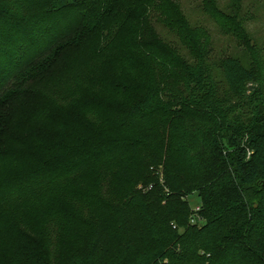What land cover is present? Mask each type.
<instances>
[{
	"label": "trees",
	"instance_id": "trees-1",
	"mask_svg": "<svg viewBox=\"0 0 264 264\" xmlns=\"http://www.w3.org/2000/svg\"><path fill=\"white\" fill-rule=\"evenodd\" d=\"M155 16L197 36L171 0H0V264H264V71Z\"/></svg>",
	"mask_w": 264,
	"mask_h": 264
},
{
	"label": "rangeland",
	"instance_id": "rangeland-1",
	"mask_svg": "<svg viewBox=\"0 0 264 264\" xmlns=\"http://www.w3.org/2000/svg\"><path fill=\"white\" fill-rule=\"evenodd\" d=\"M134 1V0H131ZM171 2L180 5L184 14L190 22V26L194 29L196 27V37L193 38L191 44H184L181 37H178L174 30H170L165 26V21L162 17L155 16L154 19L158 20L155 23V28L152 30L144 29L140 32V36L150 38L153 40L154 36H158L160 40H164L171 46L175 47L180 55L189 57L192 51L191 45H201L204 50H210L211 57L217 60H223L228 57H237L247 65L251 66L255 71H264V0H171ZM212 8L210 9L209 4ZM219 10L226 19L220 20L213 18L214 12ZM194 31V30H193ZM138 33L132 30L129 33H123L117 45H130L128 39ZM201 41H199V39ZM258 50L260 51L259 56ZM93 61H90L91 65ZM259 86L255 84L252 91L247 89L243 91L245 113L248 120L254 117V110L258 102L257 91ZM253 93V95H251ZM255 96V97H254ZM33 103H38L34 100ZM35 108V107H33ZM27 141V139H26ZM25 141V142H26ZM38 138L33 137L29 139L31 150L35 149L38 145ZM51 152V148H48ZM20 156H22L20 154ZM8 163L0 161V170L6 167ZM164 172L163 167L157 169V173ZM141 184L138 185L140 189ZM146 189V188H144ZM66 191V189L64 190ZM66 194V193H65ZM69 197V195H66ZM165 204V202H164ZM190 204L193 208L200 204V198L197 194L190 197ZM37 207L31 205L29 213L30 219L39 216Z\"/></svg>",
	"mask_w": 264,
	"mask_h": 264
},
{
	"label": "built area",
	"instance_id": "built-area-1",
	"mask_svg": "<svg viewBox=\"0 0 264 264\" xmlns=\"http://www.w3.org/2000/svg\"><path fill=\"white\" fill-rule=\"evenodd\" d=\"M200 205H197L195 208H194V210L197 212V211H199L200 210ZM192 223H196V218L194 217V218H192ZM205 223V220H201V225L202 224H204Z\"/></svg>",
	"mask_w": 264,
	"mask_h": 264
},
{
	"label": "water",
	"instance_id": "water-1",
	"mask_svg": "<svg viewBox=\"0 0 264 264\" xmlns=\"http://www.w3.org/2000/svg\"><path fill=\"white\" fill-rule=\"evenodd\" d=\"M248 88H249L250 91H252L253 85L250 84V85L248 86Z\"/></svg>",
	"mask_w": 264,
	"mask_h": 264
}]
</instances>
